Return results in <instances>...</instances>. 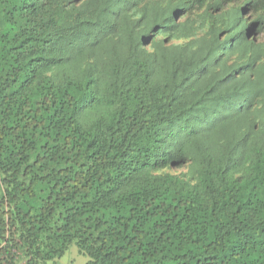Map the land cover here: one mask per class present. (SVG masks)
<instances>
[{"label":"trees","instance_id":"obj_1","mask_svg":"<svg viewBox=\"0 0 264 264\" xmlns=\"http://www.w3.org/2000/svg\"><path fill=\"white\" fill-rule=\"evenodd\" d=\"M264 264V0H0V264Z\"/></svg>","mask_w":264,"mask_h":264},{"label":"rangeland","instance_id":"obj_2","mask_svg":"<svg viewBox=\"0 0 264 264\" xmlns=\"http://www.w3.org/2000/svg\"><path fill=\"white\" fill-rule=\"evenodd\" d=\"M88 259V256L79 253L76 246H71L68 252L58 260V264H85ZM49 264H52V262Z\"/></svg>","mask_w":264,"mask_h":264},{"label":"clouds","instance_id":"obj_3","mask_svg":"<svg viewBox=\"0 0 264 264\" xmlns=\"http://www.w3.org/2000/svg\"><path fill=\"white\" fill-rule=\"evenodd\" d=\"M72 246H75V245H72ZM77 247V246H76ZM71 248V247H70ZM78 249V248H77ZM79 251V250H78ZM68 252V251H67ZM80 253V252H79ZM82 254V253H81ZM61 259V258H60ZM60 259H58V260H60ZM58 260H56V261H53L52 262V264H58ZM50 263V262H49ZM86 264V263H85Z\"/></svg>","mask_w":264,"mask_h":264}]
</instances>
